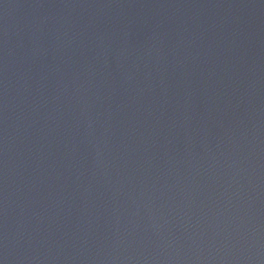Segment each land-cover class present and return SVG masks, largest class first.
<instances>
[{
	"label": "water",
	"instance_id": "obj_1",
	"mask_svg": "<svg viewBox=\"0 0 264 264\" xmlns=\"http://www.w3.org/2000/svg\"><path fill=\"white\" fill-rule=\"evenodd\" d=\"M0 264H264V0H0Z\"/></svg>",
	"mask_w": 264,
	"mask_h": 264
}]
</instances>
